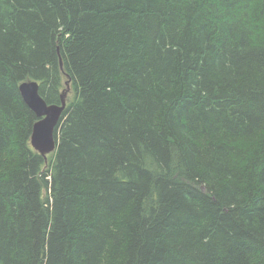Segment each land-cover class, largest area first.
Instances as JSON below:
<instances>
[{
	"label": "trees",
	"instance_id": "16d2710c",
	"mask_svg": "<svg viewBox=\"0 0 264 264\" xmlns=\"http://www.w3.org/2000/svg\"><path fill=\"white\" fill-rule=\"evenodd\" d=\"M0 264H264V0H0Z\"/></svg>",
	"mask_w": 264,
	"mask_h": 264
},
{
	"label": "water",
	"instance_id": "95a60500",
	"mask_svg": "<svg viewBox=\"0 0 264 264\" xmlns=\"http://www.w3.org/2000/svg\"><path fill=\"white\" fill-rule=\"evenodd\" d=\"M65 84L66 87L59 96V103H47L39 94L38 82L35 80H25L18 85L23 101L37 117L32 125L30 145L43 156L52 152L56 146L54 131L66 107L69 90L68 81Z\"/></svg>",
	"mask_w": 264,
	"mask_h": 264
}]
</instances>
